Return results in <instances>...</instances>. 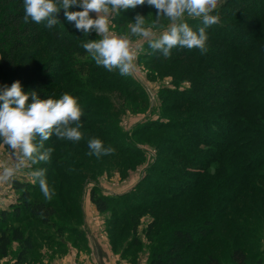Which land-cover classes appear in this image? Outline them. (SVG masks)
I'll return each instance as SVG.
<instances>
[{"label":"rangeland","instance_id":"obj_1","mask_svg":"<svg viewBox=\"0 0 264 264\" xmlns=\"http://www.w3.org/2000/svg\"><path fill=\"white\" fill-rule=\"evenodd\" d=\"M223 2L225 0H219L217 8L221 7ZM81 10L76 6L75 11ZM153 12L154 7L147 4L131 10L122 9L118 14L112 16L110 30L117 35H130V25L135 22L134 18L137 14L145 17L146 26H152L153 22L156 21ZM224 12L222 13L221 10L213 11V15L218 14L219 16V22L213 25L214 28L217 26L231 27L236 30L248 31V34L263 33L258 42L264 45V25L250 28L245 25L247 22L244 21L245 14H233V11L231 13H226L229 11ZM90 16L96 18L95 13H90ZM254 18L252 15V21ZM185 19L190 23L194 21L193 23L197 22L198 25L199 23L202 25L200 18L186 16ZM170 24L171 21L162 17L154 31L160 34L167 30ZM70 28L71 36H78V46H82V43L88 40L100 39L95 31L85 35L83 31L77 30L74 22ZM0 37H3L2 33H0ZM209 38L212 37L209 36ZM46 39L47 35H43L34 47L37 50L31 51L26 57L20 58L23 51L13 57V53L0 50V90L4 86H11L13 82L18 80L21 82L22 90L24 86L29 88V85H32L31 88L36 90L37 96L44 100L48 98L47 94L50 92L54 94V99H59L63 93L71 94L80 89L74 98L81 106H85V111H82L87 118H101L99 119L101 122L98 124L100 127L108 128L111 126L119 143L124 145L127 142L133 143L140 150V153L132 157L121 153L119 148H113L115 151L112 154L102 155L100 158L88 155V140L98 138L105 146L106 140L110 136L108 134H89V136H83L79 142L56 137L53 141H45V149H53L50 162L26 167L14 179L37 183L33 181L29 172L36 168L46 169L48 184L50 188L55 189V196L51 202L55 204L58 211L52 219L53 223L51 225L44 224L28 215L17 220L14 219L13 214H11L7 224L0 220V230H8L12 235L13 228L19 227L25 236L30 235L32 238L33 249L25 261L20 264H151V261L159 257L161 253H164L166 257L169 256L168 250L172 248L174 231L178 228L187 227L191 228L195 242L190 245L184 241L181 243L183 248L180 253L182 254V261L185 263L195 262L198 258H205L211 253L219 258L221 264H235L231 259V250L236 246H242L248 250L249 261L255 264H264V178L256 180L254 183L257 186L256 189L251 184L250 187L254 189L251 193L252 198L239 197L240 201L246 198V205L240 208L245 215L238 216L231 210L222 214L221 206L234 207V205L228 201L230 199L226 201V199L217 198V196L220 193H233L237 184V177L228 183V189H222L221 177L225 179L226 175V171L222 169L218 173V178L213 179L216 182L215 186L207 190V193L205 190L199 191L198 194H195V190L189 194L188 192L176 193L177 187L175 186H178L176 183L178 181L174 180V176L181 179L186 175H192L191 171L183 172L179 168L186 167L188 170L196 168L194 163L182 159L181 150L179 152L174 145H171L170 139L178 138L181 141L186 140L188 143L186 146L189 144L192 146L186 133L181 129L174 131L176 128L173 130L170 127L171 124L159 130L151 129V131L142 134H134L142 122L160 118L166 119L165 116L177 120L186 118L198 110L195 106L190 108L182 104L177 97L173 96V92L163 90V88H167L179 92L193 86V79H190L189 71L183 72L186 70V66L182 61L187 60L189 62L192 59L195 63H199L201 71H197L193 75L201 74L209 77L225 72L229 64L226 67L223 65L220 69L213 68L208 71L203 68L210 62L221 63L226 60L229 63L230 60L234 61L235 58H238L235 51L230 54L233 59L227 56L220 59L211 48L215 41L213 39L207 40L208 53L217 58L215 60L214 57L212 60L206 59L202 66L200 64L202 63L201 55L194 56L190 60L187 58L188 55L185 56L180 52H172L170 58H164L159 54L150 55L151 49L147 40L131 37L138 53L135 61L137 68L131 76H121L118 70H113L110 72L112 73L111 77H109L110 75L106 74L109 71L104 67H102V71H96L94 68L90 71L88 68L80 69V73H70L69 76L73 83L71 85V82L67 83V87L60 90L59 83L64 82L61 78L52 77L39 83L28 80L35 70L36 72L45 71L46 59L43 57V53L45 52ZM54 44L56 45V42ZM216 48L225 49L221 43L216 44ZM55 52L57 53V50ZM237 52L249 55L247 50ZM260 55L255 51L254 55L248 56L246 60L250 61L252 57L255 71L264 76V68L258 69ZM37 57L42 59V65ZM61 57L63 54L60 52L58 54L60 60L51 59L49 62L52 64L60 63ZM3 58L6 59V63ZM9 58L15 61L12 67L7 65ZM175 60H178L177 64L174 63ZM31 62L35 69L30 67V74L27 75V69L24 67L30 66ZM17 65L20 68L13 72ZM243 66L246 68L244 64ZM246 70L248 69L246 68ZM99 76H101L100 80ZM125 80H129L132 84H126ZM210 82L215 83L214 79ZM223 82L225 83V81ZM228 84H230V80L227 86ZM135 88L138 90L134 91ZM219 92L225 96V92ZM99 94L104 98L94 101L93 98ZM85 100L86 102H84ZM211 100L210 97L206 96L202 102L209 105ZM95 112L97 115H94ZM110 117L113 119V125L108 124ZM115 121L116 124H114ZM190 128L193 131L198 130L193 125ZM209 136L213 138L215 134L210 132ZM189 140L193 141L192 139ZM4 162L11 164L12 158L6 146L0 143V163ZM214 166L215 163L210 168ZM157 168L165 169L164 175ZM258 172L264 173V169H260ZM143 178V185L149 190L145 191V195H143L141 190H144V187L141 188L137 194L131 195L130 202L127 204L132 207L133 204H140L143 198L145 200L141 208L145 209L132 212L131 207L128 206V209L126 208L128 214L122 216L123 208L119 209L118 206L112 204L108 210L100 211L91 200L92 191L98 194L103 193L106 196L129 193ZM14 179L6 184H0V212L15 209L14 205L19 202L22 190L14 187ZM157 181L162 184L157 183ZM73 183L76 185L75 188L68 186V184ZM170 184H175V186L167 191L169 189L164 185ZM37 185L39 186L38 183ZM161 190L168 193L165 194ZM37 191L35 189L32 193L35 194ZM189 195L194 198L189 197ZM133 196L139 198L135 199ZM38 200H45L42 193L38 196ZM149 200L153 205L146 207ZM238 204L235 205L238 206ZM216 217L219 222L218 225L215 224L217 227L214 233L200 243L201 235L197 231V226L202 227L205 225L204 220H211L209 226L212 227L214 225L213 219ZM151 223H153L152 228L150 227ZM21 245L20 241L13 239L9 254L1 259V264H15Z\"/></svg>","mask_w":264,"mask_h":264},{"label":"trees","instance_id":"obj_2","mask_svg":"<svg viewBox=\"0 0 264 264\" xmlns=\"http://www.w3.org/2000/svg\"><path fill=\"white\" fill-rule=\"evenodd\" d=\"M68 10L75 11L76 6H73ZM129 10H131V8ZM219 10H221L222 13H225L224 11H229L226 13H231V11H233V14H245L244 21H247L245 22V25L250 28L264 25V0H225L221 7L215 9L216 12ZM252 15L253 18L255 17L253 21L251 19ZM23 16V0H0V33L3 34V37H0V50L13 53V57L15 54H20V52L23 51L20 58L26 57L31 51L37 50V48L34 47L43 35H47L46 46L44 47L45 52L43 53V57L46 59V63L44 64L45 71L36 72L35 70V72H33L34 74L32 73L28 80H34L36 83H39L43 80L51 79L52 77L61 78L64 81L61 82V84L59 83L61 90L67 87V83L71 82L70 85L73 83L69 76L72 72L80 73V69L85 70L87 68L88 71L92 68L96 71L103 70V66H97L95 61L91 59L83 47L77 45L79 42L78 36L73 37L71 36L72 34L69 33L71 29L70 26L73 23L67 21L63 9L56 14L60 23L53 26L52 30L48 29L44 23L35 24L31 21L29 23H24ZM153 16L156 19L157 9H155V7ZM160 19L157 23H160ZM186 22L189 23L190 27L194 30L199 26H202L200 23L199 25L197 22L193 23L194 21H191V23L188 21ZM206 31L208 34V40L213 39V41H215V44L212 45L211 48L213 49L214 54L217 53V57L220 59L226 56L230 57L231 52L234 53L235 51V55H237L238 58H235L234 61L230 60L229 63L228 61L226 62V60L221 63L210 62L205 68L202 67L204 70L208 71L213 68L220 69L223 65L226 67L227 64H229L227 69H225V72L223 71L220 74L217 73L209 77L201 74H196V76L193 74L197 71L200 72L201 68L199 63H195L192 59L190 60V58L201 55L202 63L200 64L203 66V61H206V59L212 60L214 56L208 52L202 55L199 49L195 48L191 50L187 48L181 49L179 47L174 48L172 52H180L185 56L188 55L187 58H189L190 61H182L186 66V70H183V72L186 73L187 70L189 71V75H191L190 79H193V86L179 92L168 90L167 88H163V90L173 92V96L177 97L182 104L187 105L190 108L195 106L198 110H195L191 115L186 116V118L177 120L173 117L165 116L166 119L160 118L142 122L136 128L134 134H142L146 131H151V129L159 130L170 126L171 124L170 127H172L173 130L176 128L174 131L181 129L185 132L188 138L193 140L190 141L188 139V141L192 143V146H190V144L189 146H186L188 144L187 141H181L178 140V138H171V145H174L179 152L181 150V154L185 156H181L182 159L186 162L194 163L196 168L192 170H188L186 167L179 168V170L183 172L191 171L192 175H186L181 179H177V177L174 176V180L178 181L176 182L178 183V186H175V184L164 185L165 187H168L167 189L169 190L167 191H170L171 188L175 186L177 187L175 189L176 193L179 194H181V192H188L189 194L194 192V190L196 191L195 194H198L199 191L202 190H205V193H207V190H210L212 186H215L216 182L214 180L218 178V173L223 169L226 171V175L225 179L221 177L220 184L222 189H228V183L232 182L234 180L233 178L236 177L237 184L235 185L234 194H230V192L228 194L220 193V195L217 196V198L222 197L226 199V201L230 199L228 201L234 205V207L221 206V212L223 214L225 211L231 210L238 216H243L245 213H243L240 208L246 205V198L240 201L239 197L247 196L252 198L253 196L251 193L257 188L254 183L256 180H262V178H264V173L258 172L260 169H264V76L255 71V67L253 66L254 60L252 57L250 61L246 60L248 56H253L256 51L261 54L258 69L261 70L264 68V45L259 44L258 42L261 38L260 35H263V33L248 34V31L236 30L231 27L222 28L217 26V28H214L213 25L209 26ZM209 36L212 38H209ZM54 42H56V45ZM218 43H221L225 49L219 50L216 48V44ZM56 50L57 53L55 52ZM244 50H247L249 55H243L242 52H237ZM60 52L63 54L60 63L52 64V62H49L51 59L60 60V58H58ZM217 57H214V60ZM230 58L233 59L232 56ZM3 60H5L6 63V59L3 58ZM37 60L42 65V59L40 60L37 57ZM177 61L178 60H175L174 63L177 64ZM179 61L181 62V60ZM14 62L15 61L12 58H9L7 65L12 67ZM17 64L19 65L20 63L18 62ZM243 64L248 70H246ZM18 65L13 72L20 68ZM30 67L35 69L32 62L30 66L26 65L24 67L27 69V75L30 74ZM106 74H109V77L112 75L110 72H107ZM100 79L101 76H99V80ZM213 79L215 83L210 82V80ZM229 80L230 84L227 86ZM223 81H225V83ZM125 83L129 84L130 81L125 80ZM31 87L32 85H29V88L24 86L23 91L35 92L36 90H33ZM79 90L80 89L72 92L70 95L74 97ZM135 90H138V88H135L134 91ZM42 91L44 90L42 89ZM219 91L225 92V96H222ZM53 96L54 94L52 92L47 94L48 98ZM206 96L212 99L209 105L202 102V99ZM103 98L104 96L99 94L94 97L93 100L99 101ZM29 101H31V97H29ZM84 102H86V100ZM78 105L85 111V106H81L79 103ZM94 115H97V113L95 112ZM99 119L101 118H87L84 113V116L81 117V123L83 126L80 130H84L82 132V137L95 133H99L100 135L108 134L110 136L107 138L105 146L119 148L121 153L131 155L132 157L140 153V150L136 148L133 143L127 142L126 145L119 143L117 136L114 134L113 128H111V126L108 128L100 127L98 124L101 120ZM112 120V117L108 118V124L113 125ZM114 124H116V121ZM191 125L198 130H191ZM210 132L215 134L213 138L209 136ZM54 139L55 135L49 140L53 141ZM244 149H247V151H244ZM214 163L215 166L210 168ZM157 169L164 175L165 169ZM175 181L172 182L175 183ZM13 183L15 188L22 190L19 202L17 205H14V208L16 207L15 209H11V211H1L0 220L4 224H7L11 218V214H13L14 219L17 220L28 215L32 219H37L44 224L51 225L53 223L52 219L58 211L53 202L38 200L41 191L37 183L18 179H14ZM157 183L162 184L158 181ZM143 184L144 178L138 182L133 191L131 190L126 194H114L113 196H106L103 193L98 194L92 191L91 200L100 211L108 210V207L113 204L114 206H118L119 209H124L121 211L122 216L127 215L128 206L131 207L127 204L130 202L131 195L137 194V191H140L141 188L144 187ZM251 184L254 185V189L250 187ZM68 186L71 188L76 187L75 183L71 185L68 184ZM30 187L33 190L37 189L38 191L34 194L32 193L33 190H30ZM148 190L149 188L145 186L144 190L141 191L143 195H145V191ZM161 191L165 194L168 193L165 192V190ZM189 197L194 198L190 195ZM133 198L136 199L139 197L133 196ZM144 200L145 199L142 198L140 204H133L130 208L131 211L135 212L137 210L145 209L141 208ZM150 200L148 201L150 203H146V207L153 205ZM237 203H239L238 206L235 205ZM232 218L234 219L235 216ZM213 221L214 225L212 227L209 226L212 222L211 220H204L205 225L202 227L197 226V231L201 235L200 243L214 233L219 219L216 217ZM152 225L153 223H151V228ZM173 236L172 248L168 250L169 256L166 257L164 253H161L159 257L151 261V264H221L219 258L211 253L206 255L205 258H198L195 262H183L182 254L180 253L183 248L181 243L184 241L189 245L194 244L195 238L192 235V230L190 227L178 228L174 231ZM13 239L20 241L22 244L15 264L24 262L27 256L31 253L34 245L31 242L32 238L30 235L25 236L19 227L13 228L12 235L8 230H0V264L1 259L8 256ZM230 255L235 264H255L249 261L248 250L246 247L236 246L231 250Z\"/></svg>","mask_w":264,"mask_h":264},{"label":"clouds","instance_id":"obj_3","mask_svg":"<svg viewBox=\"0 0 264 264\" xmlns=\"http://www.w3.org/2000/svg\"><path fill=\"white\" fill-rule=\"evenodd\" d=\"M219 0H23L24 23H44L48 29L59 24L56 14L61 9L69 23L74 22L77 30L85 35L95 31L100 39L82 43L97 66L107 71L118 70L121 76H131L137 68V50L131 37L148 41L150 55L157 53L170 58L174 48L199 49L206 54L208 34L206 29L219 22V16L213 15ZM149 5L157 9L156 21L146 26L145 17L135 16L130 25V35H117L110 30L112 16L120 10L134 9L137 6ZM77 6L81 11H69ZM90 13H95L92 18ZM200 18L203 26L197 29L190 27L185 17ZM161 17L171 21L167 30L160 34L154 31ZM29 97L31 102L29 103ZM0 143L9 150L11 164L0 163V184L13 180L18 173L31 165L48 163L52 148L45 149L44 142L53 135L58 139L79 142L82 139L81 117L84 115L77 99L63 93L59 99L49 97L40 99L37 94L24 92L21 82L15 81L11 86L0 90ZM88 155L100 158L110 155L115 150L105 147L98 138L88 140ZM29 175L39 184L43 197L51 201L55 189L50 188L46 179V169L36 168Z\"/></svg>","mask_w":264,"mask_h":264}]
</instances>
